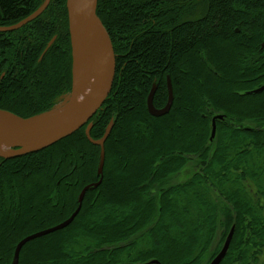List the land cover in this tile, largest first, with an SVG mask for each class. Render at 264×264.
<instances>
[{
	"label": "trees",
	"instance_id": "16d2710c",
	"mask_svg": "<svg viewBox=\"0 0 264 264\" xmlns=\"http://www.w3.org/2000/svg\"><path fill=\"white\" fill-rule=\"evenodd\" d=\"M44 2L0 0V27ZM96 8L116 56L112 92L89 122L95 140L113 122L103 179L67 228L23 247L19 264H209L233 226L221 264H264V91L249 93L264 86V0ZM72 52L67 0L0 32V110L24 118L52 110L72 90ZM152 91L158 109L172 93L168 114L149 113ZM85 131L0 158V264L13 263L23 237L69 219L83 188L99 182L101 148Z\"/></svg>",
	"mask_w": 264,
	"mask_h": 264
},
{
	"label": "water",
	"instance_id": "95a60500",
	"mask_svg": "<svg viewBox=\"0 0 264 264\" xmlns=\"http://www.w3.org/2000/svg\"><path fill=\"white\" fill-rule=\"evenodd\" d=\"M51 0H45L43 5L32 15L22 20L18 24L9 27H0V32H12L18 30L35 20L49 6ZM97 0H67V10L69 17V29L72 41L73 58L75 50L80 48L83 27L88 30L92 41L95 43L101 61V75L96 88L90 97L76 110L54 120H41L40 117L48 112L37 116L24 118L12 112L0 110V134H10L26 140V145L15 144L8 149L0 150V158L10 159L20 157L29 153H34L46 149L57 142L73 135L75 132L86 126V136L90 143L101 148V156L99 163V173L102 175L98 183L85 186L79 195V206L71 217L64 222L51 228L41 230L22 239L15 248L12 264H19L20 253L23 247L32 240L54 233L56 231L67 228L77 217L81 210L87 191L99 185L103 179V170L105 165V143L111 133L113 122L108 126L104 136L95 140L91 137L92 125L90 120L105 104L107 98L112 92L115 74H116V56L113 44L108 31L103 25L101 19L97 15ZM73 86H74V59H73ZM264 86L249 92L261 93ZM154 92L152 91L148 97V110L154 117H161L169 113L173 95L170 93L169 101L162 109H158L153 104ZM224 117L219 115L213 119L212 139L216 134V120H222ZM234 226L231 228L227 238L218 252V254L210 261L209 264H221L226 257L234 236ZM150 264H159L158 261H152Z\"/></svg>",
	"mask_w": 264,
	"mask_h": 264
},
{
	"label": "bare ground",
	"instance_id": "6f19581e",
	"mask_svg": "<svg viewBox=\"0 0 264 264\" xmlns=\"http://www.w3.org/2000/svg\"><path fill=\"white\" fill-rule=\"evenodd\" d=\"M95 2V0H92ZM101 75V61L98 49L92 41L88 30L83 27L80 48L74 53V86L65 101L50 112L42 115L41 120H54L79 108L92 94ZM26 145V140L10 134H0V150L12 145Z\"/></svg>",
	"mask_w": 264,
	"mask_h": 264
},
{
	"label": "rangeland",
	"instance_id": "374dc122",
	"mask_svg": "<svg viewBox=\"0 0 264 264\" xmlns=\"http://www.w3.org/2000/svg\"><path fill=\"white\" fill-rule=\"evenodd\" d=\"M72 55H73V52H72ZM74 59V58H73ZM218 81H220V83L219 84H223V82L224 81H222V80H218ZM72 91H73V85H72V90L70 91V93L69 94H65V95H63L62 97H60L59 98V100H58V102H57V104H56V106L57 105H59L60 103H62L63 101H65V99H66V97L67 96H69L71 93H72ZM254 91V90H253ZM252 92V91H251ZM195 96H198V93H195ZM173 104V103H172ZM55 106V107H56ZM54 107V108H55ZM249 125H251L250 123H248ZM101 139V138H100ZM100 156H101V154H100ZM100 163V162H99ZM194 163L192 162V163H190V165H189V167H187L186 169H184L182 172H180L177 176V178H176V181H183V180H185V179H187V177L191 174V172H193V170H194V165H193ZM119 182H122V180L121 179H119ZM80 195V194H79ZM79 199V198H78ZM79 202V201H78ZM79 206V205H78ZM39 232V231H38ZM36 233V232H35ZM34 234V233H33ZM31 235V234H30ZM29 236V235H28ZM27 236H25V237H23V239L24 238H26ZM226 240V239H225ZM20 242V241H19ZM18 242V243H19ZM46 242H48V241H45V240H43L41 243L43 244V245H46ZM225 242V241H224ZM224 244V243H223ZM223 244H222V246H223ZM33 249V248H32ZM14 253H15V248H14V252H13V255H14ZM41 259H44V257L42 256L41 257ZM44 261V260H43Z\"/></svg>",
	"mask_w": 264,
	"mask_h": 264
}]
</instances>
